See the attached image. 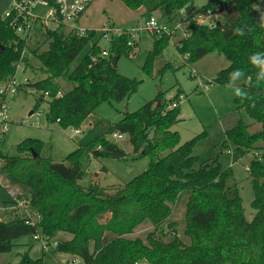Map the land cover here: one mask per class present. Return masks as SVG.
<instances>
[{"label": "trees", "instance_id": "trees-1", "mask_svg": "<svg viewBox=\"0 0 264 264\" xmlns=\"http://www.w3.org/2000/svg\"><path fill=\"white\" fill-rule=\"evenodd\" d=\"M121 1L133 11L144 8L145 18L159 13L171 28L187 23V35L177 48L189 63L211 53L229 59L230 65L220 70L212 82L225 87L236 84L247 92V98L235 97V103L261 125V130L253 133L240 120L226 132L225 142L233 144L239 154L256 153L249 164L256 215L252 222L246 219L237 186L227 185L233 176L231 168L224 169L218 158L204 161L197 168L200 160L194 149L201 136L182 145L179 132L172 131L180 121L181 95H178L175 106L168 108L162 102L158 107L157 100L149 102L136 112L127 113L108 131L129 135L136 155L151 159L146 172L116 193L107 192L97 183L90 187L80 184L86 176L81 163L84 152L96 159L127 157L123 149L104 135L68 155L67 164L43 157V142L33 138L18 145L19 155H0L5 178L22 189L19 200L25 201L26 208L39 217L35 225L27 217L9 216L8 222L0 218V255L10 252L15 240L21 237L41 233L53 239L62 232L73 238L59 241L56 251L78 257L84 264H264V72L249 62L251 55L264 52V28L259 25L264 11L254 8L259 0H205L201 8L196 6L199 0ZM199 15H212L213 26L200 24ZM237 26H247L245 35L234 34ZM98 33L91 29L88 36L77 37L57 30L46 33L42 41L31 46L0 15V44L5 47L0 54V82L15 74L14 64L29 47L48 76L23 85L20 91L28 87L41 93L35 110L48 101L50 122L60 120L63 128L81 127L101 105L129 99L141 84L115 67L122 56L131 55L129 33L112 37L108 56H102L106 49L100 45ZM154 37L155 49L150 59L172 39L166 34ZM43 43L48 44L45 51ZM88 47L79 66L71 71V65ZM93 57L98 58L96 62ZM30 60L25 61L27 67ZM237 69L244 75L231 81L230 73ZM59 79L72 83V89L62 93ZM4 135L0 133V139ZM186 190L191 194L185 233L191 243H184L176 235L165 241L158 232L163 233L161 228L170 218L173 204ZM14 204L17 203H11ZM145 221L154 226L147 241L129 238ZM168 225L176 234L174 225ZM19 264H44V261L33 260L27 253Z\"/></svg>", "mask_w": 264, "mask_h": 264}, {"label": "rangeland", "instance_id": "rangeland-1", "mask_svg": "<svg viewBox=\"0 0 264 264\" xmlns=\"http://www.w3.org/2000/svg\"><path fill=\"white\" fill-rule=\"evenodd\" d=\"M121 0H100L92 8V24L96 28L103 27L108 20L113 24L111 12H117L118 23L127 21L121 25L123 29H139L136 37L137 46L131 50V55L122 56L118 62L119 72L129 78L137 79L141 82L137 93L123 102L105 103L101 105L95 113L81 126L82 133L75 134L72 129L76 127L63 128L59 123H52L48 120V101L42 103L36 110L38 96L29 93L30 88L22 89L15 98L7 100L9 107V130L0 139V155H19L18 145L26 139H39L42 144V156L52 158L55 162H66V158L72 152L80 148H86L90 143L95 142L100 136H106L107 140L117 144L123 149L127 157L124 159L114 158H91L84 152L81 158L86 176L80 181L83 187H90L92 184H99L109 193H116L121 187L131 182L136 177L146 172L151 163L148 156H137L130 141V136L122 134V138H117L108 131L127 113H133L145 104L156 101V105L161 101L168 108L176 105V96L180 97V121L172 128V131L179 132L181 144L201 136L194 153L199 157L201 163L211 158H218L224 169L231 168L233 176L227 180L229 187L237 186L243 199L246 219L252 222L256 210L252 203L255 198L254 188L251 181L248 166L255 158V152L239 154L235 152L233 144L226 142V132L234 128L240 120L250 126L251 132L261 130V125L254 122L247 112L238 108L235 103L234 91L237 85L220 86L214 84L212 80L218 72L230 65L229 59L219 53H211L195 63H189L186 56L178 51V42L186 37L188 24L181 25L173 34L168 44L150 59L151 53L155 49L156 39L143 28L144 19L129 20L125 12L121 9ZM206 4L205 0H199L196 6L201 8ZM256 10L264 11V0H259L254 5ZM11 7L10 0H0V15L4 16ZM106 10V11H105ZM110 13V14H109ZM161 23L165 22L160 14H154ZM91 24V26H92ZM94 30V29H93ZM101 36V33H98ZM98 36V37H99ZM100 45L107 50L108 41L100 40ZM88 47L78 59L71 65V71L75 70ZM48 49V44H42V51ZM194 70L199 74L194 76ZM47 74L40 69V63L36 59L31 60L28 67L23 66L16 73L18 83H35L47 78ZM208 85V89L203 88ZM58 84L61 92L66 93L72 89L73 84L66 79H59ZM161 95L160 98L158 96ZM48 100L49 97L47 96ZM121 134V133H117ZM228 148L232 150L230 153ZM3 159L0 156V218L21 216L27 217L31 214L33 221H38V214L30 208L23 209L15 206L10 208L14 202L12 196L13 189L18 188L22 194V189L12 185L2 173ZM190 191H183L176 202L170 218L161 228L163 233L158 232L165 241H170L174 236H178L184 243L190 244L191 239L186 235V211L190 198ZM106 221V220H105ZM169 223L173 224L174 230ZM154 231V226L145 221L136 231L129 235L131 239L140 238L147 241L148 234ZM73 236L69 233H58L52 239V244L57 241L71 240ZM15 246L8 253L0 255V261L5 264H19L27 253L33 260L43 259L44 264H84L83 260L71 255L62 254L51 248L45 251L43 241L32 235H27L15 240ZM94 244H91L93 250ZM77 260V261H76ZM75 261V262H74ZM145 264V263H144Z\"/></svg>", "mask_w": 264, "mask_h": 264}, {"label": "built area", "instance_id": "built-area-1", "mask_svg": "<svg viewBox=\"0 0 264 264\" xmlns=\"http://www.w3.org/2000/svg\"><path fill=\"white\" fill-rule=\"evenodd\" d=\"M11 7L9 11L2 16V18L7 22L8 26L16 33V35L28 42L29 45L34 46L38 41L43 40V35L48 32H54L57 30H62L67 34L75 35L77 37H86L88 32L91 29L85 28L81 25V19L86 14L88 9L93 4L94 0H10ZM197 21L200 24H208L213 26L212 15L203 16L199 15ZM187 24V23H183ZM183 24L177 25L175 28H171L165 22L161 23L160 20L152 16L150 18L144 19V24L142 25L145 30H147L153 36L168 35L173 36L175 31ZM129 33L131 40L129 45L132 47L137 46L136 40H133L139 29H122L116 27L110 21H108L105 26L98 32L101 33V39H105L108 43L111 42L113 36H120L124 32ZM187 35V34H186ZM102 56H108L107 50H104ZM36 59L29 47H26L23 50L21 59L14 64L16 69L15 74L5 80L0 82V133L5 134L9 130V107L7 105V100L15 98L16 95L20 92V89L26 83H18L16 80V73L19 69H22L23 66H26V59ZM97 57H93V61H97ZM30 60V61H31ZM194 76H198L197 72L194 71ZM203 86V83L200 84ZM203 88L208 89L207 86ZM29 93H34L40 95L34 88H30ZM62 94L59 93V96ZM48 93H46V97ZM60 123V120H58ZM72 132L75 134L82 133L81 127H76L72 129ZM117 138H122V134H114ZM230 153L232 151H229ZM249 170V166L247 167ZM21 192L18 188L13 189L12 196L14 198L15 206L22 207L26 209V202L19 200ZM10 208H15L10 206ZM27 218L32 219V224L35 225L36 221H33L31 214H27ZM37 239L43 241V248L45 251L50 250L51 248H56L59 244V241L52 244V239H49L43 236L41 233L35 235ZM77 261V260H76ZM75 262V261H74ZM144 264V263H143ZM146 264V263H145Z\"/></svg>", "mask_w": 264, "mask_h": 264}, {"label": "crops", "instance_id": "crops-1", "mask_svg": "<svg viewBox=\"0 0 264 264\" xmlns=\"http://www.w3.org/2000/svg\"><path fill=\"white\" fill-rule=\"evenodd\" d=\"M100 0H94L93 4L91 5V7L88 9V11L86 12V14L83 16V18L81 19V25L85 28H88V29H94V30H97V31H100L104 26L105 24L109 21H107L106 23L103 24V27L101 28H96L95 26H93L92 24V8H94L96 6V4H98ZM122 2V1H120ZM120 7L121 9L125 12L126 16L130 17L129 20H138L140 17H142L143 19H145V13H146V10L144 8H141L139 10H136V11H133L131 9H129L123 2L120 3ZM106 11V10H105ZM110 14V13H109ZM156 14H159V13H156ZM111 17H112V22L113 24L118 27V28H122L123 26L121 25H124L126 23H128L127 21H123V23H118L115 21V19H118L119 18V14L117 12H111ZM92 24V26H91ZM127 25V24H126ZM123 29V28H122ZM196 71V70H194ZM197 72V71H196ZM199 73L197 72V75ZM209 88V87H208Z\"/></svg>", "mask_w": 264, "mask_h": 264}, {"label": "clouds", "instance_id": "clouds-1", "mask_svg": "<svg viewBox=\"0 0 264 264\" xmlns=\"http://www.w3.org/2000/svg\"><path fill=\"white\" fill-rule=\"evenodd\" d=\"M259 25L261 28H264V13H262L260 16ZM246 27L247 26H237L236 28L233 29V32L236 35L243 36L245 35ZM249 62L254 67L259 68L261 72H264V52H256L254 55H251L249 57ZM243 75H244V72L241 69H237L230 73V80L236 81L238 78L242 77ZM234 95L236 97L247 98L248 93L242 89L237 88L234 91Z\"/></svg>", "mask_w": 264, "mask_h": 264}, {"label": "water", "instance_id": "water-1", "mask_svg": "<svg viewBox=\"0 0 264 264\" xmlns=\"http://www.w3.org/2000/svg\"><path fill=\"white\" fill-rule=\"evenodd\" d=\"M5 51V47L3 45L0 44V54L3 53ZM115 67L118 68V63H115ZM158 107H161V101L158 102ZM2 221L4 222H8V218L5 217L4 219H2Z\"/></svg>", "mask_w": 264, "mask_h": 264}]
</instances>
